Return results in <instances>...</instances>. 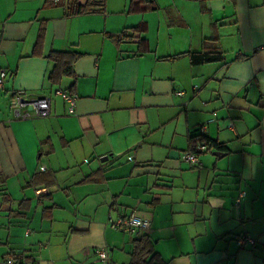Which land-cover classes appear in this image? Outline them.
I'll use <instances>...</instances> for the list:
<instances>
[{
    "label": "crops",
    "instance_id": "1",
    "mask_svg": "<svg viewBox=\"0 0 264 264\" xmlns=\"http://www.w3.org/2000/svg\"><path fill=\"white\" fill-rule=\"evenodd\" d=\"M144 1L66 15L0 0V261L89 264L107 246L129 264L134 238L109 222L134 212L167 264H264V0ZM212 36L224 58L192 65ZM55 51L77 55L56 82ZM15 92L48 96L50 114L13 118ZM204 124L217 146L192 167Z\"/></svg>",
    "mask_w": 264,
    "mask_h": 264
},
{
    "label": "built area",
    "instance_id": "2",
    "mask_svg": "<svg viewBox=\"0 0 264 264\" xmlns=\"http://www.w3.org/2000/svg\"><path fill=\"white\" fill-rule=\"evenodd\" d=\"M7 73L0 70V89L4 87V82L6 80ZM194 89H196L194 87ZM57 93L62 96V98L68 104V112L73 113L75 96L69 92L57 90ZM176 94L180 97L184 96L185 92L179 90ZM187 101L183 102L186 106ZM50 98L48 96L41 97H28L23 93L15 92L10 99V109L13 114V118L20 120H28L32 118H42L47 117L50 114ZM231 124V123H230ZM198 134L201 137L196 138V141L191 149L186 150L181 159L192 167L201 166V161L199 159V154L207 151L209 149V144L205 139L202 138L203 135L207 134L206 125H201L198 128ZM40 169H44L40 166ZM41 190H37L39 193ZM243 192L239 194L236 202H239L240 198L243 197ZM110 226L116 230L129 234L132 238L145 233L150 227V221L143 217L138 216L136 213L131 212L126 216L119 217L116 220H111ZM239 245H244L245 243L253 244L254 240L248 236H240L237 239ZM95 260L89 264H110L108 248L107 246L95 248ZM0 264H30L26 258L21 256H8L7 258L0 261Z\"/></svg>",
    "mask_w": 264,
    "mask_h": 264
},
{
    "label": "trees",
    "instance_id": "3",
    "mask_svg": "<svg viewBox=\"0 0 264 264\" xmlns=\"http://www.w3.org/2000/svg\"><path fill=\"white\" fill-rule=\"evenodd\" d=\"M135 1L139 2L140 0ZM46 3L48 5H61L62 7H64L66 15H77L103 11L105 0H87L85 3H78L77 0H46ZM148 8H151V6L145 0L144 9ZM131 29L136 32L142 31L138 26ZM127 30L128 29H125L117 34H113L116 42L122 41L123 39H127L129 37V35L127 34ZM206 41L208 42V45H206L203 50L197 52H189L188 57L192 65L216 62L224 58L223 51L218 47L217 38L215 36L210 37ZM76 57V54L68 51L52 52L50 54V58L54 60V69L50 73V80L56 82L63 75H71L73 73L72 64ZM198 137L201 136L197 133L195 139H193V137L190 139V149L192 148L196 141V138ZM202 138L207 141L209 147L212 145H216V143L209 139L207 135H203ZM132 244L133 245L130 252L131 259L129 264H167L160 258H158V256L154 252L153 244L146 233L134 237Z\"/></svg>",
    "mask_w": 264,
    "mask_h": 264
},
{
    "label": "water",
    "instance_id": "4",
    "mask_svg": "<svg viewBox=\"0 0 264 264\" xmlns=\"http://www.w3.org/2000/svg\"><path fill=\"white\" fill-rule=\"evenodd\" d=\"M221 152H215L214 154L219 156V155H222V153L220 154Z\"/></svg>",
    "mask_w": 264,
    "mask_h": 264
}]
</instances>
